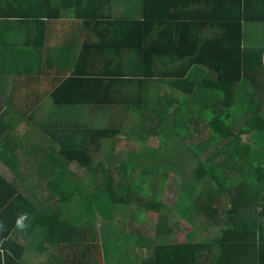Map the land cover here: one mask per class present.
<instances>
[{
	"label": "trees",
	"instance_id": "trees-1",
	"mask_svg": "<svg viewBox=\"0 0 264 264\" xmlns=\"http://www.w3.org/2000/svg\"><path fill=\"white\" fill-rule=\"evenodd\" d=\"M0 50L4 74L52 75L48 106L2 116L11 151L29 138L22 191L0 175L3 214L84 231L103 199L148 211L173 173L216 252L161 241L139 264H264V0H0Z\"/></svg>",
	"mask_w": 264,
	"mask_h": 264
},
{
	"label": "crops",
	"instance_id": "crops-1",
	"mask_svg": "<svg viewBox=\"0 0 264 264\" xmlns=\"http://www.w3.org/2000/svg\"><path fill=\"white\" fill-rule=\"evenodd\" d=\"M55 23L56 36L50 38V46L54 45V47L58 40V30L69 26L70 22L68 18H65L61 22ZM59 33L61 35V31ZM8 56L0 50V67L4 70L7 69L8 60H10ZM25 59L26 57L23 58V60ZM29 63L32 64V62ZM26 68L24 70L25 73L28 70V74L18 73L17 75L4 74L0 69V175L7 180L12 179L15 186L21 191L23 186L19 185V181L23 180L24 174H26L23 153L26 154L29 138L17 136V150L11 151L10 132L5 130L9 127L10 117L9 114L3 118L2 116L11 109L25 108L27 104H38L42 108L48 106L49 101L45 93L50 92L52 82L51 73L47 80L46 76L38 73L36 68L33 71V66L29 69ZM10 83L13 85L11 86ZM41 96L42 101L39 100ZM16 158L19 161L15 160ZM20 159L22 160L20 161ZM11 168L16 170V177ZM2 190L6 194L2 193L7 196L8 189L0 184V191ZM2 200L0 196V202ZM94 205L103 207L93 211L97 222L93 223L92 229L79 232L70 226L61 231L52 230V227L51 230L44 232L39 229L40 227L36 230H33L32 227L29 229L30 227L27 228V222H25V214H21L15 220V214L10 216L0 211V264H139L140 261L152 256L154 244L161 243V241L185 243L190 237L194 238V242L211 244V255L216 252L217 245L214 244V239L221 234L216 226L214 227L216 230L211 233L203 232L202 229L181 232V239L177 240H174L175 236L166 226L157 225L155 232L147 228L146 220H151L156 216L157 218L159 216L167 217L171 212H176L181 217V209L177 208L176 202L173 200L156 201L148 211L138 209V206L133 203L112 205L105 199ZM4 207L6 206H3V209H5ZM192 212L190 215L193 214ZM107 216L112 217L110 223V220L98 221L102 218L105 220ZM171 216L177 215L172 213ZM50 220L53 219L50 218L48 221L50 222ZM107 222L110 225L105 226L104 224ZM211 227L209 228L212 229ZM209 228L206 229L209 230Z\"/></svg>",
	"mask_w": 264,
	"mask_h": 264
},
{
	"label": "rangeland",
	"instance_id": "rangeland-1",
	"mask_svg": "<svg viewBox=\"0 0 264 264\" xmlns=\"http://www.w3.org/2000/svg\"><path fill=\"white\" fill-rule=\"evenodd\" d=\"M256 30H258V32L261 33V31L263 29L262 28L260 29L259 27H258V29L252 27L250 32H249L250 39H252V40L255 39V37H256L255 31ZM118 111H119V109H116V113H118ZM245 140H246V142H250L251 143V140L248 137L245 138ZM109 148H110L109 145H105L103 147V150H102L101 154L105 153L107 150H109ZM101 154H99L98 157H100ZM97 159H99V158H97ZM163 172H164V168L158 170V174H157V177H158L157 182L158 183H161ZM180 185H181V179L177 175L171 173L168 176L163 188L160 191L158 190L161 199L172 200V197L176 198V197L173 196V192H175V193L178 192ZM87 193L90 195L89 198H95V197H91L93 195L92 191H87ZM99 199H101V198H99ZM189 208L192 209L191 206H189ZM172 213H175L177 216H171ZM169 216H171V217H169ZM169 216H167V217L159 216L158 218L156 216L155 218H151V220H146V222L148 223L147 228L151 229L152 232H155L156 231L155 228H156L157 225L166 226V227H168V229H170V232L175 236L174 240H177L178 238L181 239V232L182 233H186L190 229H193L192 226H193V223L195 221L192 222V223H189L185 219L184 216L181 215V217H179L176 212H171ZM197 225H199L198 222H197ZM181 226H183V229L181 228ZM199 227H200V229H202L203 232L207 231L208 233H211V231L219 229V228L214 229V227H211L212 229L209 228V230H207V229L204 230L205 228H203L202 226H199Z\"/></svg>",
	"mask_w": 264,
	"mask_h": 264
},
{
	"label": "clouds",
	"instance_id": "clouds-1",
	"mask_svg": "<svg viewBox=\"0 0 264 264\" xmlns=\"http://www.w3.org/2000/svg\"><path fill=\"white\" fill-rule=\"evenodd\" d=\"M17 223L19 224V221H17Z\"/></svg>",
	"mask_w": 264,
	"mask_h": 264
}]
</instances>
